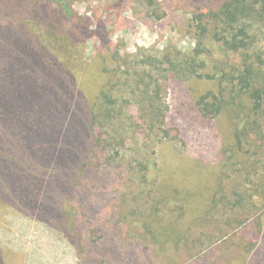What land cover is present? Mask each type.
Returning a JSON list of instances; mask_svg holds the SVG:
<instances>
[{
  "label": "rangeland",
  "instance_id": "obj_1",
  "mask_svg": "<svg viewBox=\"0 0 264 264\" xmlns=\"http://www.w3.org/2000/svg\"><path fill=\"white\" fill-rule=\"evenodd\" d=\"M64 1L93 24L78 56L90 85L103 88L112 82L116 87L119 134L103 154L117 150L119 155L113 164L103 162L113 177L107 187L102 180L91 182L96 195L82 188L73 201L84 227L79 257L72 256L68 240H48L47 223L40 230L33 218L22 231L28 237L16 263L262 264L264 246L259 251L250 242L264 217V66L256 83L263 96L257 117L249 112L247 95L232 101L229 79L219 83L223 74L242 69L244 54L214 40L213 29L203 38L194 21L196 14L218 9L226 0H126L121 7L115 0ZM252 31L256 43L246 53H264V21ZM197 50H203L198 73L216 79L165 78L168 61L186 65ZM118 60L127 62L128 69L120 68ZM138 75L146 83L161 84L157 100L163 124H154L150 109L140 102L144 90L135 85ZM127 81L134 83L128 89ZM222 91L223 113L203 117L199 98ZM21 93L22 99L34 96L29 90ZM236 132L241 133L240 146ZM1 210L18 223L15 208ZM153 221L162 231L157 240L149 233ZM6 224L0 219L1 226ZM9 227L0 239L13 237ZM28 251L33 257L27 258Z\"/></svg>",
  "mask_w": 264,
  "mask_h": 264
},
{
  "label": "trees",
  "instance_id": "obj_2",
  "mask_svg": "<svg viewBox=\"0 0 264 264\" xmlns=\"http://www.w3.org/2000/svg\"><path fill=\"white\" fill-rule=\"evenodd\" d=\"M125 1L115 3L121 7ZM88 18L78 17L64 0H0V219L8 223L0 225V234L10 225L9 233L13 236L0 239V263H16L22 257L28 237L22 231L28 229L31 224L28 219L33 218L40 230L45 229L42 222L47 223L46 228L51 231L45 236L48 240L54 243L68 240L72 256L77 259L84 249L81 244L84 227L76 216L78 204L73 201L82 188L96 195L91 182L102 180L101 184L107 187L113 180L111 172L102 166L103 162L106 166L113 164L119 151L103 153L119 134L117 122L121 110L116 111L119 98L115 85L112 82L103 88L90 85L89 75L78 57L84 40L92 33L93 24ZM194 21L203 38L207 39L213 29L214 40L237 55L244 54L242 69L223 74L219 83L222 86L229 79L232 101L247 95L252 104L250 114L259 117L263 96L256 83L258 71L264 66V53L246 52L256 43L251 32L253 26L264 21V0H226L218 9L196 14ZM202 52L197 50L194 58L186 60L187 69L186 65L168 61L171 68L164 71L165 78L216 79L214 75L198 73L195 68ZM125 63L118 60L120 68L128 69ZM138 78L140 81L135 85L144 90L140 102L150 109L154 124H163L157 100L161 84L146 83L141 75ZM127 83V89L134 84ZM26 90L34 96L22 99L21 91ZM223 92H208L199 98L197 104L203 117L223 113ZM233 135L240 146L241 133ZM7 207L18 211L17 224L10 222L11 213L1 210ZM258 223L260 229L250 243L262 251L264 217ZM151 225L149 233L157 240L162 231L156 221ZM26 256L33 257L29 251Z\"/></svg>",
  "mask_w": 264,
  "mask_h": 264
}]
</instances>
